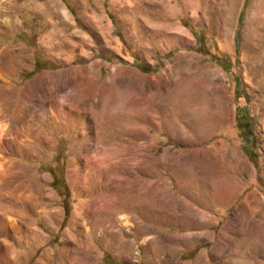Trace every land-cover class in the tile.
<instances>
[{"label":"rangeland","instance_id":"374dc122","mask_svg":"<svg viewBox=\"0 0 264 264\" xmlns=\"http://www.w3.org/2000/svg\"><path fill=\"white\" fill-rule=\"evenodd\" d=\"M9 58L4 140L39 114L43 147L0 143V264H264V0H0ZM64 70L71 125L38 102Z\"/></svg>","mask_w":264,"mask_h":264},{"label":"bare ground","instance_id":"6f19581e","mask_svg":"<svg viewBox=\"0 0 264 264\" xmlns=\"http://www.w3.org/2000/svg\"><path fill=\"white\" fill-rule=\"evenodd\" d=\"M65 18H67L66 15H64V18H63V21L66 22ZM46 40H47L46 41L47 42V47H46L47 53L46 54L51 55V56H59V53L57 52V50H59V47H62L64 45V37L63 36L61 37L57 32H54V33L50 32V34ZM11 63L12 62H11L10 58L8 60L6 59L4 62L5 66L0 68V77L3 78V80H4V85L0 87V117L6 116L7 111H8V107L10 106V104L13 101L11 99V95L9 94V91L11 89V87L8 86L10 84V80L5 79L4 78L5 76L4 77L1 76L2 72H5L4 74H6V73L10 74ZM48 77L52 80L58 79V81H60V82L65 81V83L67 84V86L70 89H69V91L64 92L63 96L60 99L53 101V99L55 97L54 94L52 93L53 85H48L47 86L48 97L45 96L43 93L42 94L39 93L40 96L38 97V102L42 103L41 105L43 107V110H45L47 112L51 111L52 115H54L53 117H56L58 110L60 109L62 111V113L67 116V121L71 125L76 121V119L78 117H80L82 112H87V110L92 109L93 104L88 99L87 100L81 99L79 101H70L69 96L73 91H75L76 87H74L73 85L70 86V83H69L70 77L68 74V70L58 72L56 78L52 75H50ZM89 83H90L89 81H84V80H81L79 82V84H81V86H87V85H89ZM82 102H84V103L82 104V107H80V103H82ZM22 107H25V103L22 105ZM38 115L35 118H33V117L21 118L18 123L14 122L12 120V117H11L9 127L11 129V136L12 137L10 136L11 137L10 143H7L3 137L5 132H7V129L0 127V143H3L5 145V149H7V147H8L7 144L8 145L11 144V146L13 148L18 149L22 154H25L26 150H28V152H30L34 155L38 154L39 151L37 149V146L43 147V144L36 143L35 141H32V137H31V131H32L31 127H32V124L34 122H37V117H39ZM38 133H43V130H40ZM53 135H54V130H52V129L48 130L47 133L44 132L43 138H44L45 142L48 143L49 141H52ZM24 144H26L27 148ZM41 149L44 150V148H41ZM41 149H40V152H42ZM107 151H108V149L105 150L104 153L100 157H93V162L97 165V168L98 167L101 168V166L103 165L104 158L107 156ZM4 154H5V150L0 148V164L7 162V159L4 157ZM2 172L3 171L0 168V174ZM115 200L116 199L114 197H112V201L108 203L109 208L112 205H114ZM119 209H120V207H119ZM121 211L122 210L117 209V213H120ZM202 213L204 214L205 212H202ZM5 219H7V218H5ZM8 223L9 222H7V221H3L2 225L7 227L9 225ZM12 226H15V225L12 224ZM242 240L246 241L248 239L245 236L244 238H242ZM2 252H3V249L1 248L0 253H2ZM237 253L239 254L240 252H239V248L234 247V238L229 239L226 243L223 244L221 255L226 257V259H227L226 262L231 263V260L234 259V257L237 255Z\"/></svg>","mask_w":264,"mask_h":264},{"label":"trees","instance_id":"16d2710c","mask_svg":"<svg viewBox=\"0 0 264 264\" xmlns=\"http://www.w3.org/2000/svg\"><path fill=\"white\" fill-rule=\"evenodd\" d=\"M241 17H242V12H241V14L239 15L238 21L241 20ZM234 41H235V47H236V49H237L238 46H239V33H238V31H237L236 34H235Z\"/></svg>","mask_w":264,"mask_h":264}]
</instances>
